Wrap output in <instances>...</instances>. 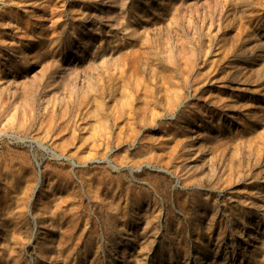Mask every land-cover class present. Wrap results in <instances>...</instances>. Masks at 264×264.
<instances>
[{"label": "rangeland", "instance_id": "obj_1", "mask_svg": "<svg viewBox=\"0 0 264 264\" xmlns=\"http://www.w3.org/2000/svg\"><path fill=\"white\" fill-rule=\"evenodd\" d=\"M0 264H264V0H0Z\"/></svg>", "mask_w": 264, "mask_h": 264}, {"label": "bare ground", "instance_id": "obj_2", "mask_svg": "<svg viewBox=\"0 0 264 264\" xmlns=\"http://www.w3.org/2000/svg\"><path fill=\"white\" fill-rule=\"evenodd\" d=\"M38 180V178H36ZM224 260V259H223Z\"/></svg>", "mask_w": 264, "mask_h": 264}]
</instances>
